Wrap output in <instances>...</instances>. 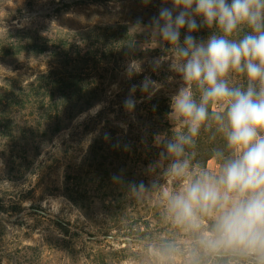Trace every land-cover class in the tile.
<instances>
[{
  "label": "rangeland",
  "instance_id": "374dc122",
  "mask_svg": "<svg viewBox=\"0 0 264 264\" xmlns=\"http://www.w3.org/2000/svg\"><path fill=\"white\" fill-rule=\"evenodd\" d=\"M53 1L0 0V261L126 264L136 251L129 239L159 225L155 206L147 200L130 199L127 184L143 181L148 185L153 179L147 166L157 161L162 151L155 146L154 135H171L172 128L167 114L158 117L153 114V107L165 105L183 84L181 77L169 70L168 62L153 71L152 58L165 53L150 30L138 32L131 26L138 18L148 25L162 6L171 4L165 5L162 0H129L87 6L78 5L81 0H64V14L54 21L47 16ZM117 24L129 27L138 51L128 58L120 57L116 71L109 64L96 75L89 70L88 81L98 85L71 94L98 101L75 119L71 130L46 135L44 146L38 149L35 143L43 132L25 136V113L18 108L9 113L2 104L7 91L17 94L8 80L33 81L58 61L54 56L62 55L65 43L72 44L73 51L83 53L88 45L84 42L88 27ZM182 31L184 38L187 30ZM212 31L205 27L193 35L206 40ZM38 43L44 44L45 54L36 48ZM7 44L13 45L8 54L7 49H1ZM133 58L142 62L143 71L127 77L132 84H126L121 70ZM152 73L158 79L155 81L159 91L148 99L137 87L133 97L137 101L135 108L126 111L123 102L131 86H139ZM234 82L240 80L235 78ZM79 123L85 127L80 134L82 141L66 157L63 144L69 143L73 132H81L76 130ZM203 135L205 140L199 139L195 149L196 159L206 161L212 168L215 162L209 153L214 147H222L223 141L219 136L213 139L212 130ZM68 163L79 165L82 170L75 180L79 199L76 202L65 191ZM113 175H119L122 183H114ZM56 219L70 223L67 236L54 226Z\"/></svg>",
  "mask_w": 264,
  "mask_h": 264
},
{
  "label": "clouds",
  "instance_id": "9594fccd",
  "mask_svg": "<svg viewBox=\"0 0 264 264\" xmlns=\"http://www.w3.org/2000/svg\"><path fill=\"white\" fill-rule=\"evenodd\" d=\"M162 3L171 7L131 29L150 30L165 53L152 58L153 71L168 62L183 84L170 98L171 135H154L162 151L147 166L153 179L127 184L130 199L155 206L159 225L129 239L136 251L126 264H264V0ZM205 27L213 30L206 40L193 35ZM142 71L141 61H127L129 78ZM137 87L151 99L160 86L149 76L133 84L126 111ZM202 130L223 141L209 153L212 168L196 159Z\"/></svg>",
  "mask_w": 264,
  "mask_h": 264
},
{
  "label": "trees",
  "instance_id": "16d2710c",
  "mask_svg": "<svg viewBox=\"0 0 264 264\" xmlns=\"http://www.w3.org/2000/svg\"><path fill=\"white\" fill-rule=\"evenodd\" d=\"M116 1L129 0H81L78 5L100 6ZM63 3L64 0H54L51 2L49 15L47 16H52L54 21L58 20L64 14ZM85 33L87 39L84 42L88 43V45L83 53L73 51V45L65 43L67 49L65 48L62 51V55L60 57L58 55L54 56L58 57V61L49 65L50 68L47 71L39 73L33 81L22 83L15 78L8 80L10 86L17 89V94L7 91L3 96L2 104L9 113L14 108H18L21 112L25 113L23 130L25 136L28 134L33 135L35 132H43L37 143H35L38 149L44 146L46 135L60 134L71 130V125L75 119L83 112L89 110L92 104L98 101L71 94L74 90L82 92L85 89L98 85L96 82L88 81L90 79L88 78L90 76L89 70L94 73L93 75H96L103 70V66L109 64L115 67L116 71L117 63L119 64L122 61L120 57L128 58L132 52L135 54L138 51V48L130 50L128 47L134 43L135 47H137L138 44L132 38L129 27L126 25L88 27ZM182 41L183 37H181ZM12 48V44H7L1 49H7L5 52L8 54ZM36 48L41 51V54H45L43 52L45 50L43 43L36 44ZM71 49L72 51H70ZM74 53L76 54L75 56ZM121 73L125 81L124 83H131L127 79L125 67L122 68ZM150 77L153 80H158L153 73ZM164 103L165 105L156 104L153 107V114L158 117H163L167 114L170 111V101L166 100ZM83 125V123H79L76 130H81V132H77L78 134L73 132L70 135L69 143L63 144L66 148L63 152L64 156H69V151L75 149L82 141L80 134L82 135V132L85 131V127L82 128ZM208 131H201L202 135L197 138V143L200 142L199 139L205 140V135L203 134ZM25 139L28 140V137H25ZM81 172L82 170L79 165L68 163L65 191L70 193L69 198L71 201L76 202L79 200L76 195L78 192L75 191V180ZM54 226L64 236L68 235L69 231L67 229L71 227L70 223L61 219H56ZM8 260L12 262L13 259L8 257ZM0 264H3V261H0Z\"/></svg>",
  "mask_w": 264,
  "mask_h": 264
}]
</instances>
